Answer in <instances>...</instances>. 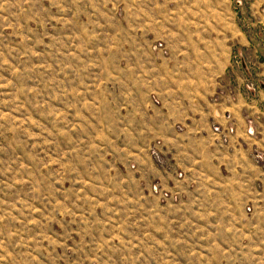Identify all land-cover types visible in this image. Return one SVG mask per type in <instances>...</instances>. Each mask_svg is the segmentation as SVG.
<instances>
[{"label":"rangeland","instance_id":"1","mask_svg":"<svg viewBox=\"0 0 264 264\" xmlns=\"http://www.w3.org/2000/svg\"><path fill=\"white\" fill-rule=\"evenodd\" d=\"M185 2L0 0V264H264L248 208L187 189L151 140L150 72ZM250 3L208 0L249 36L254 57L233 48L225 75L248 102L264 88Z\"/></svg>","mask_w":264,"mask_h":264},{"label":"crops","instance_id":"2","mask_svg":"<svg viewBox=\"0 0 264 264\" xmlns=\"http://www.w3.org/2000/svg\"><path fill=\"white\" fill-rule=\"evenodd\" d=\"M191 2L168 9L164 20L168 53L155 58L150 72L160 100L153 105L151 140L167 143L173 173L190 176L187 189L222 210L247 207L255 230L264 229V88L248 102L225 77L233 48L254 57L251 42L233 9ZM248 14L252 26L264 25V0H251ZM258 48L256 75L264 82V44Z\"/></svg>","mask_w":264,"mask_h":264}]
</instances>
